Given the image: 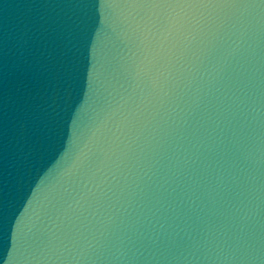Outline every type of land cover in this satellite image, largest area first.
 I'll return each instance as SVG.
<instances>
[{
  "label": "water",
  "instance_id": "95a60500",
  "mask_svg": "<svg viewBox=\"0 0 264 264\" xmlns=\"http://www.w3.org/2000/svg\"><path fill=\"white\" fill-rule=\"evenodd\" d=\"M0 264H264V0H0Z\"/></svg>",
  "mask_w": 264,
  "mask_h": 264
}]
</instances>
